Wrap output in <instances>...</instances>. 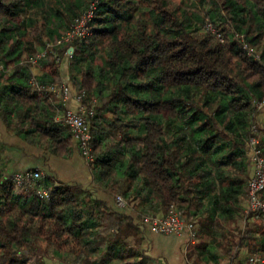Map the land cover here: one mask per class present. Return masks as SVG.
I'll return each mask as SVG.
<instances>
[{
	"label": "trees",
	"instance_id": "trees-1",
	"mask_svg": "<svg viewBox=\"0 0 264 264\" xmlns=\"http://www.w3.org/2000/svg\"><path fill=\"white\" fill-rule=\"evenodd\" d=\"M175 1L99 0L92 36L51 51L47 44L95 0H0V119L8 134L55 157L73 156L72 131L58 120L67 110L48 90L64 83L56 53L93 112L89 167L101 187H56L42 177L35 187L19 186L0 145V264H151L142 223L95 191L136 202L140 219L172 206L187 223L212 226L219 217L224 225L204 229L215 261L232 264L242 250L264 249L263 232L259 241L251 229L234 236L249 218L252 127L264 156L257 107L264 103V0H197L214 32L200 27L206 21L197 9L180 10ZM40 49L35 86L29 61Z\"/></svg>",
	"mask_w": 264,
	"mask_h": 264
},
{
	"label": "crops",
	"instance_id": "crops-1",
	"mask_svg": "<svg viewBox=\"0 0 264 264\" xmlns=\"http://www.w3.org/2000/svg\"><path fill=\"white\" fill-rule=\"evenodd\" d=\"M60 72L64 84L69 87L70 93L65 100L58 93L52 101L55 105L62 106L64 110L78 111L82 107V102L78 99V92L70 81L71 75L68 74V67L65 66V62L62 63ZM32 73L35 77H40L43 74L39 69L32 70ZM13 139L19 140L8 134L3 121L0 119V145L6 149L3 156L8 158V169L11 173L27 170L39 171L42 173V178H49L56 187L60 184L83 189L92 187L91 181L84 179V176L85 178L89 175L91 177L90 167L88 164H84V158L76 149L77 143L75 141L73 142L75 147L73 156L70 159H63L46 153L43 149L30 147L21 140L15 144L19 150L13 149L10 147L14 143ZM94 195L98 199L107 201L109 205L115 206V199L105 191H95ZM141 232L144 238L142 249L151 259V264H227L223 263L221 259L215 261L212 258L211 252L215 253L216 250L209 243L210 240L207 236L204 239L199 238L196 245H190L187 233L181 236H164L153 233L147 226H142ZM241 252H245V250ZM115 263L117 261L112 264Z\"/></svg>",
	"mask_w": 264,
	"mask_h": 264
},
{
	"label": "built area",
	"instance_id": "built-area-1",
	"mask_svg": "<svg viewBox=\"0 0 264 264\" xmlns=\"http://www.w3.org/2000/svg\"><path fill=\"white\" fill-rule=\"evenodd\" d=\"M98 1L99 0H95L85 13L76 18L73 26L65 31L56 42L48 43L47 49L52 51V49L57 46L89 39L93 34L90 23L94 17ZM209 29L213 31L211 26ZM240 38L242 40L244 39L243 36H240ZM44 55L45 52L39 53L35 58L30 59L29 62L35 66L38 60ZM54 56L55 59H57V62L61 61V58L56 53H54ZM2 72L3 67H0V74ZM31 84L38 86L35 76L31 79ZM39 88L42 90L44 89L42 86H39ZM48 90L55 93H61L64 100L69 96V87L66 84L60 86L52 85ZM89 114L93 115V112H88L82 106L78 111L67 110L63 117L58 118V120L62 121L71 129L74 141L78 144L88 164H91L94 159L88 147L90 135L88 133L87 118ZM251 133L252 135L248 142V149L249 157L254 166V173L249 182L247 214H254L257 218H262V215L264 214V156L258 148L259 140L256 137L258 129L252 127ZM41 177V172L33 170H27L14 175V179L19 186H25L28 188L35 187ZM36 189L41 198L47 199L49 197V193L46 189L41 187H37ZM116 203L121 208L127 207L126 200L121 196L116 197ZM141 223L143 226L149 227V229L155 234L164 236H181L184 233H187L190 245H196L198 242V235L194 223H187L182 218V212L175 206L170 207L167 213L162 216L142 215ZM245 264H264V258L259 255H251Z\"/></svg>",
	"mask_w": 264,
	"mask_h": 264
},
{
	"label": "rangeland",
	"instance_id": "rangeland-1",
	"mask_svg": "<svg viewBox=\"0 0 264 264\" xmlns=\"http://www.w3.org/2000/svg\"><path fill=\"white\" fill-rule=\"evenodd\" d=\"M175 4H176V8H179L180 10L181 9H186V10H188L189 11V13H191V12H194L196 9L201 13V15L204 17V19H205V21H206V24H203V25H200V27H203V28H205V25H206V27L207 28H210V26L212 25L211 24V22L209 21V19L207 18V15H206V10H202V9H200V7H198V3H197V0H191V2H190V4L189 5H187V4H183V2H182V0H176L175 1ZM198 24V23H197ZM226 27H228L229 26V24L228 25H225ZM202 28V29H203ZM212 28V27H211ZM213 31H214V29H213ZM88 43V42H87ZM40 51V53H43L44 51H43V49H40L39 50ZM99 51H100V49H99ZM56 60V62H57V59H55ZM63 62H65V66L66 67H68V74H70V75H74V73H75V71L74 70H72V69H70V67H69V64H68V60H61V61H59V63L61 64V66H62V63ZM38 69V65L37 66H33L32 67V70H37ZM62 84H64V83H62ZM69 93H70V90H69ZM78 96V99H79V95H77ZM80 100V99H79ZM257 107L259 108V109H262V114H261V117H264V103L263 104H258L257 105ZM258 126L260 127V128H264V125H259L258 124ZM13 141H14V143L10 146V147H13V149L15 148V149H17V150H19V147L17 146V145H15L16 144V142H18L19 140H15V139H13ZM15 145V146H14ZM34 151H39V150H34ZM33 156V155H32ZM84 158V157H83ZM18 161V160H17ZM84 164L86 165V164H88V162L86 161V159L84 158ZM89 165V164H88ZM88 167V166H87ZM248 168V167H247ZM249 171H250V175L252 176L253 175V173H254V166H253V163L251 162V164H249ZM17 173H20V172H17ZM88 175V174H87ZM90 178V179H89ZM84 179L85 180H89V181H91V189H93V187L94 188H97V190L98 189H101V187L97 184V183H94V179H93V177H92V174H91V177H90V175L89 176H87L86 178H85V176H84ZM118 196H121V195H116V197H118ZM121 197H123V196H121ZM124 198V197H123ZM115 199V198H114ZM124 200H126L125 198H124ZM126 203H127V207L126 208H121V207H119L118 205H117V203H116V201H115V206L118 208V209H122V210H124V212H126V213H128V214H131V215H133L135 218H136V221L138 222V224L140 223L141 224V219H140V214H141V211L140 210H138L137 209V207H136V202H128L127 200H126ZM247 209H248V200H244V213H246V215H247ZM163 214L162 213H160V214H153V215H151V216H162ZM244 215V214H243ZM207 216H208V214H207ZM206 215H205V217H207ZM193 223H194V227H195V230H196V232H197V235H198V240H199V238H202V239H204V237L205 236H207L206 234H205V232H204V229L205 230H211L212 228H214V227H221V224L222 225H224V223H222V221L219 219V217L218 218H216L215 219V223H212V226H210V224L209 223H207L206 221L202 224V220H197V219H195L194 221H193ZM234 226V225H233ZM240 227H241V233H239V234H237V233H235L234 234V236L236 237V241H239V240H241L242 238H245L246 237V235H247V233H246V229H251V230H255L256 232H258L257 234H256V236H255V238H256V241H259L260 239H261V237H262V232L264 233V221L262 222L259 218H257L256 217V215H254V214H249V218L247 219V218H245V215H244V217H243V219H242V221L240 222ZM207 238L209 239V237L207 236ZM246 251L247 250H245V252H240V257H238L237 259H235L234 261H233V263L232 264H245L246 263V261L248 260V258H249V254H256V255H259L260 257H262V258H264V249L262 248V247H258V250H257V252L256 253H246ZM228 260L226 259V261H224L223 263H228L227 262ZM115 264H122V263H120V262H117V263H115Z\"/></svg>",
	"mask_w": 264,
	"mask_h": 264
},
{
	"label": "water",
	"instance_id": "water-1",
	"mask_svg": "<svg viewBox=\"0 0 264 264\" xmlns=\"http://www.w3.org/2000/svg\"><path fill=\"white\" fill-rule=\"evenodd\" d=\"M72 50V49H71Z\"/></svg>",
	"mask_w": 264,
	"mask_h": 264
}]
</instances>
